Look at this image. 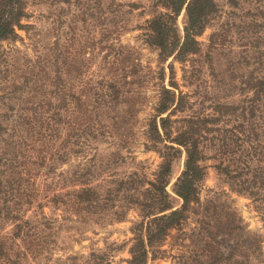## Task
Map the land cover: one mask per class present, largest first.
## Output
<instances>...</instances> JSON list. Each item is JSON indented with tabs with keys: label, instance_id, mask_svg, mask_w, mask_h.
Wrapping results in <instances>:
<instances>
[{
	"label": "rangeland",
	"instance_id": "rangeland-1",
	"mask_svg": "<svg viewBox=\"0 0 264 264\" xmlns=\"http://www.w3.org/2000/svg\"><path fill=\"white\" fill-rule=\"evenodd\" d=\"M159 1L28 0L23 29L0 42V264H89L94 254L129 264L141 219L134 199L145 198L162 161L146 129L164 66L180 101L163 115L172 112L173 131L190 118L214 121L199 201L148 264H264V13L254 2L218 0L198 53L163 64L145 41L148 21L165 11ZM185 158L174 160L167 187L174 209ZM22 169L31 176L19 186L12 179ZM82 185L111 200L77 212L51 201ZM10 208L36 235L32 250L27 235L15 237ZM47 221L53 238L40 243Z\"/></svg>",
	"mask_w": 264,
	"mask_h": 264
},
{
	"label": "trees",
	"instance_id": "trees-1",
	"mask_svg": "<svg viewBox=\"0 0 264 264\" xmlns=\"http://www.w3.org/2000/svg\"><path fill=\"white\" fill-rule=\"evenodd\" d=\"M245 1L254 2L256 10L261 14L264 13V0H228V3L238 7ZM159 3L165 11L154 15L148 21L145 41L149 47L158 51L163 64H166L170 58L185 62L190 55L198 53L200 49L198 37L204 33L218 14L219 2L218 0H160ZM27 4L28 0H0V42L16 38L17 31L23 29V20L27 16ZM182 13L185 17L184 34L180 35L178 19ZM169 66L172 70L173 65ZM165 71L164 66L157 73L158 79L162 82L161 99L156 114L148 120L146 129L148 140L146 146L156 149L162 161L154 180L150 181L149 187L144 190L145 198L134 199L135 203L140 204L141 219L134 227L133 244L129 249V264H148L154 254L161 251V246L169 233L182 227L189 209L199 201V187L206 176V170L202 164V143L207 132L210 131V121L214 120L209 117L190 118L187 120L186 127L175 133L171 124L172 112L163 116L176 102L174 94L164 84ZM171 83L174 84V81ZM178 102L174 109L180 105V101ZM183 153L186 155L184 169L173 186V192L182 201V205L174 209L169 201L171 195L167 187L172 180L173 162L179 154ZM18 174L20 177L15 181L12 179V183L22 186L24 182L30 180L31 174L27 169L20 170ZM4 190L5 187L0 181V194H4ZM19 193L18 199L22 201L27 195L26 191L22 189ZM108 196L103 198L96 189L82 185L67 192L54 194L51 201L55 204L61 203L67 209L77 212L85 205L86 208L96 206L103 209L108 200H111ZM101 200L106 202H100ZM16 210L10 208L7 216L18 220L14 225V235L16 238L27 235L29 237L27 244L29 250H32L34 240L31 239L36 235H28L29 230L23 231L27 222L19 219L20 211ZM52 222L43 223V233L37 241L40 239V243H44L53 238L52 232L47 229L53 227ZM105 259L104 254H94L89 264H103Z\"/></svg>",
	"mask_w": 264,
	"mask_h": 264
}]
</instances>
